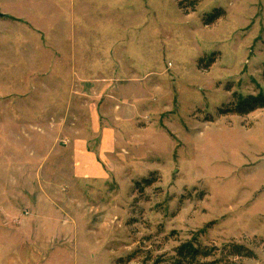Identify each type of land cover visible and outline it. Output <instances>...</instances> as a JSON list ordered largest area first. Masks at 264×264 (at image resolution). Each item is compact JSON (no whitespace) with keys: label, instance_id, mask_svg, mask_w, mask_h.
<instances>
[{"label":"rangeland","instance_id":"obj_1","mask_svg":"<svg viewBox=\"0 0 264 264\" xmlns=\"http://www.w3.org/2000/svg\"><path fill=\"white\" fill-rule=\"evenodd\" d=\"M180 1L0 0V264H264V0Z\"/></svg>","mask_w":264,"mask_h":264},{"label":"trees","instance_id":"obj_2","mask_svg":"<svg viewBox=\"0 0 264 264\" xmlns=\"http://www.w3.org/2000/svg\"><path fill=\"white\" fill-rule=\"evenodd\" d=\"M199 0H181L179 5L182 6L183 3H188V7L191 11H194ZM223 16V11L215 10L212 15H209L204 21V25L208 26L214 23L217 19ZM264 108V91L253 96L249 95L246 97H241L237 102L232 103L226 110V113L245 115L253 112L257 109ZM217 248L200 247L196 245L193 241L184 242L180 244L175 249V256L173 258L172 264H217L223 260L224 254L227 257H245L252 258L254 255L251 250L244 246L237 244H229L222 247L218 252L220 254L219 258L214 259L212 262H206L205 260L212 258L217 253ZM229 261V260H227ZM167 264V263H163Z\"/></svg>","mask_w":264,"mask_h":264},{"label":"crops","instance_id":"obj_3","mask_svg":"<svg viewBox=\"0 0 264 264\" xmlns=\"http://www.w3.org/2000/svg\"><path fill=\"white\" fill-rule=\"evenodd\" d=\"M79 146V145H76ZM80 147H76V157L74 158L75 169L78 175H91V176H99L102 175L101 167L97 164L95 159L89 154L80 155ZM100 167V169H99Z\"/></svg>","mask_w":264,"mask_h":264}]
</instances>
